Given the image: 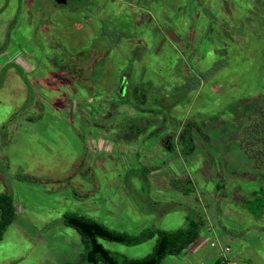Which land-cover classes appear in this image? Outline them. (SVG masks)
Instances as JSON below:
<instances>
[{"label":"rangeland","instance_id":"rangeland-1","mask_svg":"<svg viewBox=\"0 0 264 264\" xmlns=\"http://www.w3.org/2000/svg\"><path fill=\"white\" fill-rule=\"evenodd\" d=\"M63 1L0 0V264L77 261L65 213L130 236L197 222L161 264H215L228 237V264H264V208L241 206L264 193V0ZM97 242L140 259L155 239Z\"/></svg>","mask_w":264,"mask_h":264},{"label":"trees","instance_id":"trees-1","mask_svg":"<svg viewBox=\"0 0 264 264\" xmlns=\"http://www.w3.org/2000/svg\"><path fill=\"white\" fill-rule=\"evenodd\" d=\"M262 67H264V63L262 64ZM113 104L116 103L111 102V108L113 107ZM131 116L129 119L134 121L139 120ZM169 118L170 117H168V119ZM144 122L147 125L150 123L147 120H144ZM165 124L166 123L162 121L161 124L158 123L157 125L164 127ZM125 126L129 129L131 128L132 130L140 128L132 123L129 124V121ZM186 126L190 127L189 124ZM262 130L263 127L259 124L258 130L251 133L254 137L260 139V137H263ZM186 141L189 142L190 139L188 138ZM171 149L172 146L169 147V150ZM241 206L250 215L258 217L264 208V193L262 195L255 193L250 199H242ZM12 220L13 210L10 200L6 195L0 194V237L4 229L11 223ZM63 225L74 229L79 235L83 245V253L80 255V258L75 262L64 264H161L162 260L166 256H178L186 246L192 244L198 237L199 229V224L197 222L189 220L184 228L177 229L173 232L148 229L137 236H130L110 230L94 220L76 215L74 213L63 214ZM148 237H153L155 239L153 248L149 254L140 259H129L122 255L109 252L101 247V245L97 242V239H101L109 242L124 244L126 246H132Z\"/></svg>","mask_w":264,"mask_h":264},{"label":"crops","instance_id":"crops-1","mask_svg":"<svg viewBox=\"0 0 264 264\" xmlns=\"http://www.w3.org/2000/svg\"><path fill=\"white\" fill-rule=\"evenodd\" d=\"M133 1V0H132ZM135 2L137 1V2H164L163 0H134ZM151 20H152V17H149ZM142 21V19H140L139 20V22H141ZM161 34H163L164 35V33H161ZM168 37V36H167ZM166 37V38H167ZM175 37H177V36H175ZM160 39H161V42L162 43H160L157 47H160L161 46V44H163L164 43V37H160ZM177 40H178V37H177ZM167 42H169L170 44L172 43L175 47H177V45L176 44H178V42H172V41H168L167 40ZM254 195H252V197H253ZM251 197V198H252ZM250 199V198H249ZM209 230H212V232L214 233V228H210ZM214 238H215V236H214ZM233 241V238H231V237H228L227 239H224L222 242L221 241H217V239L215 238V244L216 245H219V247L221 246V247H227V246H229L228 245V243H231ZM220 249V248H219ZM219 249H218V247H217V249H215V251H217L216 253L218 254V252H219ZM240 254V253H239ZM239 254H235L234 256L233 255H231V258H235L236 256H239ZM229 261V260H228Z\"/></svg>","mask_w":264,"mask_h":264},{"label":"built area","instance_id":"built-area-1","mask_svg":"<svg viewBox=\"0 0 264 264\" xmlns=\"http://www.w3.org/2000/svg\"><path fill=\"white\" fill-rule=\"evenodd\" d=\"M210 246H212L210 244ZM229 252L228 247H221L218 252V257L215 264H228V259L226 258L227 253Z\"/></svg>","mask_w":264,"mask_h":264},{"label":"water","instance_id":"water-1","mask_svg":"<svg viewBox=\"0 0 264 264\" xmlns=\"http://www.w3.org/2000/svg\"><path fill=\"white\" fill-rule=\"evenodd\" d=\"M54 3H64V1L63 0H52ZM28 88H29V99H28V103L26 104V106H25V108L21 111V113L23 112V111H26L27 110V108L29 107V105H30V102H31V95H30V87L28 86ZM20 113V112H19ZM18 113V114H19ZM15 117H17V115L16 116H14L11 120H13V119H15ZM10 120V121H11Z\"/></svg>","mask_w":264,"mask_h":264}]
</instances>
